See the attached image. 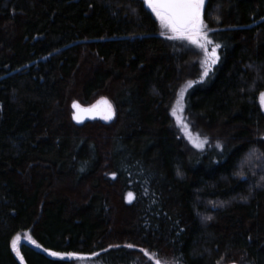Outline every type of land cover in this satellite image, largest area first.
<instances>
[{
  "label": "trees",
  "instance_id": "obj_1",
  "mask_svg": "<svg viewBox=\"0 0 264 264\" xmlns=\"http://www.w3.org/2000/svg\"><path fill=\"white\" fill-rule=\"evenodd\" d=\"M204 19L220 61L186 104L221 146L191 154L171 114L187 55L141 0H0V264H264V0H207ZM84 56L104 134L67 108ZM27 230L45 251L23 262Z\"/></svg>",
  "mask_w": 264,
  "mask_h": 264
},
{
  "label": "rangeland",
  "instance_id": "obj_2",
  "mask_svg": "<svg viewBox=\"0 0 264 264\" xmlns=\"http://www.w3.org/2000/svg\"><path fill=\"white\" fill-rule=\"evenodd\" d=\"M207 0H205L204 7H203V21L205 25L207 26L206 31L208 38L213 41L214 44H216L212 38V31L209 29L205 19H204V11L206 7ZM147 9L150 10L154 18L157 20L160 28L159 35L166 41L171 48L178 52V53H184L187 55V60L183 65V79L181 81V84L179 88L177 89L173 102H172V107H171V114L173 113V110H175V115L172 114V119H173V125L175 130L177 131L178 135L182 138V140L185 143L186 149L189 153L195 154V153H200L205 151L208 148L211 147H216L219 148L221 146L220 143V137L221 134L217 130L210 131L207 128L203 127L200 123H197V121H194L192 117L189 115L188 110H187V104H186V97L188 91L197 83L203 82L209 74L212 72L214 67L218 64L219 60L214 64L209 66V72L208 76L204 77L201 80V75L203 74V71L205 70V59H206V54L205 52L197 45L192 43V41L184 38H172L176 36V33H173L169 28L165 26V24L160 20V18L156 15V13L148 7L147 4H145ZM211 46L208 47V55L210 56L211 54ZM218 56L220 57V48L216 50ZM96 67V61L92 56H84L81 60V64L77 71L75 72L74 75V80L71 85V88L69 90L68 94V101H67V108L69 109V113L71 116V119H73V103L75 102L76 104H81L83 106H94L96 104H101L102 109V115L101 117H98L97 119L84 122L82 124H77V126L81 127L83 129V132L86 134H104L105 130L101 129L100 124H108L110 123L114 115H112L111 119H105V116L107 115L108 112V102L104 99L94 101L92 103H84L83 98H82V87L85 81L91 76L92 72L94 71ZM189 82H193L191 85H189ZM104 97L105 94L103 95ZM112 109V108H111ZM113 111V109H112ZM177 117H180V120H177ZM183 121L184 124H186L188 127H182L181 122ZM74 121V120H73ZM190 129V131H189ZM209 131L205 132V130ZM199 134L198 136L196 134ZM191 135V139H189V136ZM193 140H195L197 143H200L203 140H206V143H203V146L200 148H197L193 144ZM20 239L16 243V248L12 249L14 250L15 255L24 262L22 252H21V246L23 243H29L33 247L44 250L45 249L42 247L40 243H38L34 236L32 235L31 230L24 231L22 233H19L18 235ZM15 236V237H16ZM31 237V239H29ZM32 241H35V243H32ZM19 253V254H18ZM53 256V255H52ZM98 255H76V256H67V255H62V256H55V257H61V258H68L71 259L74 264H101V262L96 260V257Z\"/></svg>",
  "mask_w": 264,
  "mask_h": 264
},
{
  "label": "snow or ice",
  "instance_id": "obj_3",
  "mask_svg": "<svg viewBox=\"0 0 264 264\" xmlns=\"http://www.w3.org/2000/svg\"><path fill=\"white\" fill-rule=\"evenodd\" d=\"M141 2L147 4L148 7H150L156 13V15L165 24V26L169 28L173 33L177 34L172 38H186L192 41V43L197 44L205 52V70L203 71V74L200 78L202 80L204 77L208 76L209 66L214 65L220 58L216 50L219 49L221 45L214 44L213 41L208 38L206 31L207 26L205 25L202 18V10L205 0H141ZM209 46H211L212 48L210 56L208 55ZM192 83L193 82H189V85H191ZM258 101L259 105L264 108V92L259 93ZM73 107L78 108L79 105L74 102ZM172 114L175 115V110H173ZM112 115H114V113L111 109V105L108 104V112L105 116V119H111ZM177 120H180V117H177ZM180 122L182 127H188L182 120ZM196 135L198 136L199 134L197 133ZM189 139H191V135L189 136ZM192 142L197 148H200L203 146V143H206V140H203L200 143H197L195 140H193ZM177 175H181L179 170H177ZM239 175L243 174L240 173ZM113 176H115V174H113ZM260 181L261 183L259 184V186L264 187V176L260 178ZM128 195L129 197L133 196L132 193H129ZM242 199L246 200L247 197H242ZM206 219H210V217H207ZM19 239L20 237L16 236L12 240L11 245L13 249L16 248V243ZM29 239H31V237H29ZM32 243H35V241H32ZM126 247L132 248L134 247V245L128 244L126 245ZM51 254L53 256H76L75 253L61 254L52 252ZM93 255L96 254L94 253ZM21 259H23V257H21ZM155 264H161V262L157 260Z\"/></svg>",
  "mask_w": 264,
  "mask_h": 264
},
{
  "label": "water",
  "instance_id": "obj_4",
  "mask_svg": "<svg viewBox=\"0 0 264 264\" xmlns=\"http://www.w3.org/2000/svg\"><path fill=\"white\" fill-rule=\"evenodd\" d=\"M78 108H74L73 111V120L77 124H82L84 122H88L102 115V106L101 104H96L94 106H83L78 104ZM264 109V108H263ZM78 117V119H77Z\"/></svg>",
  "mask_w": 264,
  "mask_h": 264
}]
</instances>
